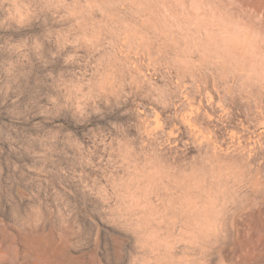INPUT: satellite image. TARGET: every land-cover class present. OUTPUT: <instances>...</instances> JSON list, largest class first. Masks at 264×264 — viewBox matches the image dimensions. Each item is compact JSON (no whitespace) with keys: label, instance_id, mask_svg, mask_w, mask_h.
<instances>
[{"label":"rangeland","instance_id":"374dc122","mask_svg":"<svg viewBox=\"0 0 264 264\" xmlns=\"http://www.w3.org/2000/svg\"><path fill=\"white\" fill-rule=\"evenodd\" d=\"M192 2L0 0V264H130L141 237L264 264V82L190 51ZM209 2L264 32V0ZM194 180L224 189L196 247L160 215Z\"/></svg>","mask_w":264,"mask_h":264},{"label":"clouds","instance_id":"9594fccd","mask_svg":"<svg viewBox=\"0 0 264 264\" xmlns=\"http://www.w3.org/2000/svg\"><path fill=\"white\" fill-rule=\"evenodd\" d=\"M180 7L183 9L181 16L188 23L178 28L185 33V39L191 42L190 51H196L204 60L222 67L242 69L247 77H255L256 82H264V32L239 17L221 11L209 0H193L187 7ZM11 18L19 24L26 19L24 16L17 19L15 15ZM193 30L194 40L188 35ZM194 191L203 195L202 203L199 196L191 195ZM223 192V188L218 191L204 189L203 180H194L190 187L182 191L173 190L160 215L167 218L169 228L181 223L176 243L198 246L204 222L209 215L219 212L217 204ZM143 199H147L146 193ZM169 212L171 216H168ZM181 217L185 218L181 220ZM174 247L170 245L161 251L158 243L141 237L138 252L132 255L130 264H191L192 258L187 255L174 257Z\"/></svg>","mask_w":264,"mask_h":264}]
</instances>
